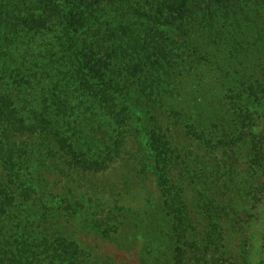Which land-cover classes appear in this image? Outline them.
<instances>
[{
    "label": "trees",
    "instance_id": "16d2710c",
    "mask_svg": "<svg viewBox=\"0 0 264 264\" xmlns=\"http://www.w3.org/2000/svg\"><path fill=\"white\" fill-rule=\"evenodd\" d=\"M191 46L198 49L197 61L202 51L245 82L237 91L221 72L226 112L253 126L246 95L264 97V83H257L264 82V0H0V264H41L39 249L75 264L77 245L60 250V232L48 214L54 209L33 203L42 197L24 188L44 158L35 141L54 144L45 156L54 159L56 136L70 135L74 117H90L97 128L131 127L137 119L132 100L136 78L148 74L147 88L153 93L168 75L163 64L186 59L177 55L178 49ZM235 67L243 68L241 73ZM258 88H263L260 93ZM80 98L82 109L69 107ZM152 116L144 139L174 220L169 264H243L225 256L209 204L194 215L179 198V187L168 186L170 171L182 164L180 150L159 117ZM178 121L186 123L185 118ZM252 143V164L258 165L264 153ZM19 188L21 209L15 207L22 206L16 202ZM30 219L41 225L32 222V227ZM257 264H264V234Z\"/></svg>",
    "mask_w": 264,
    "mask_h": 264
},
{
    "label": "rangeland",
    "instance_id": "374dc122",
    "mask_svg": "<svg viewBox=\"0 0 264 264\" xmlns=\"http://www.w3.org/2000/svg\"><path fill=\"white\" fill-rule=\"evenodd\" d=\"M192 47L178 49L177 55L186 59L163 64L168 75L157 90L151 87L153 93L147 88L151 82L148 74L136 78L132 100L137 119L131 127L97 128L96 120L92 124L90 117H74L77 124L69 130L73 136H56L54 159L45 157L54 144L35 141L44 158L37 171L32 168L34 181L24 188L29 189L26 194L42 197L33 203L54 209L48 214L60 232V250L71 243L77 245L75 264L170 263L174 220L165 207L159 174L151 164L144 139L152 115L159 117L165 134L180 150L182 164L170 171L168 186L179 187V198L194 215L201 212L204 203L209 204L227 258L243 264L258 263L264 234V159L252 164L256 151L252 142L264 153V97L246 95L255 126L249 128L246 120L245 125L240 123L223 106L220 80L232 81L237 91L245 88V82L228 75L218 60L202 51L203 59L197 61L198 49ZM65 69L70 76L69 68ZM233 69L241 73L243 68ZM257 83L263 84V79ZM262 89L258 88L259 93ZM72 106L82 109L84 104L80 98L74 99ZM178 117L185 118L186 123L181 124ZM20 191L14 192L19 197L16 202L23 199ZM20 205L15 207L24 206ZM192 221L189 224L194 225ZM32 222L41 225L30 219L32 227ZM39 251L41 264H66L63 255L57 258L54 252L47 256L48 252Z\"/></svg>",
    "mask_w": 264,
    "mask_h": 264
}]
</instances>
